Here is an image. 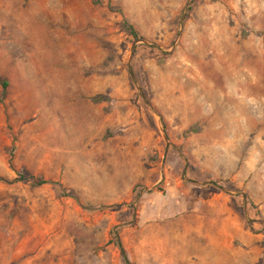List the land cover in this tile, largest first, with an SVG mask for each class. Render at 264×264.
I'll return each mask as SVG.
<instances>
[{
    "label": "rangeland",
    "instance_id": "374dc122",
    "mask_svg": "<svg viewBox=\"0 0 264 264\" xmlns=\"http://www.w3.org/2000/svg\"><path fill=\"white\" fill-rule=\"evenodd\" d=\"M115 232L264 264V0H0V264H123Z\"/></svg>",
    "mask_w": 264,
    "mask_h": 264
},
{
    "label": "bare ground",
    "instance_id": "6f19581e",
    "mask_svg": "<svg viewBox=\"0 0 264 264\" xmlns=\"http://www.w3.org/2000/svg\"><path fill=\"white\" fill-rule=\"evenodd\" d=\"M11 17L13 18L15 24H17V31H18V29H23L26 33V30L28 29V26H29V19H26V17H24V15H20L17 18L14 15H11ZM23 30L18 31V33L20 32L19 34L22 37H24V34H22ZM170 247L171 246L168 243L162 244L160 246V248L162 250V254L160 255L161 258H163L164 256H167V255L170 256V258H172L179 251H182L183 254H186V252L188 250H190V248L188 246H180V248H176V249H174L172 247L171 250L169 249ZM192 251L197 252V253L201 252L200 248H198V245L196 243L192 244ZM204 259H205L204 264H219L218 259L215 258L214 250H211L209 252H205ZM165 264H167V263H165ZM174 264H177V262L174 261Z\"/></svg>",
    "mask_w": 264,
    "mask_h": 264
},
{
    "label": "trees",
    "instance_id": "16d2710c",
    "mask_svg": "<svg viewBox=\"0 0 264 264\" xmlns=\"http://www.w3.org/2000/svg\"><path fill=\"white\" fill-rule=\"evenodd\" d=\"M127 28H128V32H129V34H130L133 38H137V33L134 31V29H133L132 27H130V26H127ZM130 75H131V78L133 79V74L130 73ZM1 86H2L3 90H5L6 87H7V84H6L5 82H2V83H1ZM190 132H193V130L188 131V133H190ZM35 184H36L37 186H43V185H53L54 183L49 182V181L39 180V181L35 182ZM210 184L216 186L215 183H210ZM103 209H105V208H104V207H100V208H94V209H92V210H93V211H100V210H103ZM113 238H114V240H115V241H114V242H115V245H116V247L118 248V250H119V252H120V255H121V258H122L123 264H130L129 259H128V257H127V254H126V252L124 251V249H123V247H122V244H121V242H120V239H119V237H118V233H117V232L114 233Z\"/></svg>",
    "mask_w": 264,
    "mask_h": 264
}]
</instances>
